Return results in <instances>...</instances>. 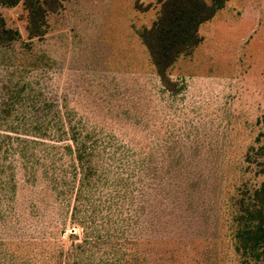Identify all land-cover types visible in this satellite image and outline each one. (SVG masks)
I'll list each match as a JSON object with an SVG mask.
<instances>
[{
    "label": "trees",
    "instance_id": "1",
    "mask_svg": "<svg viewBox=\"0 0 264 264\" xmlns=\"http://www.w3.org/2000/svg\"><path fill=\"white\" fill-rule=\"evenodd\" d=\"M63 1L0 0V6H21L28 40L42 41L49 17L62 10ZM228 1L156 0V19L135 33L162 93L182 92L172 69L202 44L201 26ZM19 41V31L0 14V264H187L186 251L161 248L148 218L154 193L162 190L161 176L170 172L157 162L179 160L184 141L170 136L149 150L132 149L50 94L42 77L53 68L51 57L31 44L16 49ZM260 139L244 154L243 176L222 191L228 251L221 264H264ZM20 178L24 185L42 187L25 212L19 208ZM68 225L82 236L64 235Z\"/></svg>",
    "mask_w": 264,
    "mask_h": 264
},
{
    "label": "rangeland",
    "instance_id": "2",
    "mask_svg": "<svg viewBox=\"0 0 264 264\" xmlns=\"http://www.w3.org/2000/svg\"><path fill=\"white\" fill-rule=\"evenodd\" d=\"M159 7L156 0H64L42 41L28 40L21 6H0V14L20 33L16 49L31 44L51 57L42 81L79 115L136 150L170 136L184 141L179 160L157 162L170 172L154 193L150 234L165 251H186L187 264H221L228 251L222 191L243 176L244 154L258 137L264 145V0H229L201 26L202 44L171 71L184 86L177 97L161 92L135 33L151 26ZM3 82L0 67V95ZM20 184L25 212L42 187ZM71 233L82 236L68 225L64 235Z\"/></svg>",
    "mask_w": 264,
    "mask_h": 264
},
{
    "label": "water",
    "instance_id": "3",
    "mask_svg": "<svg viewBox=\"0 0 264 264\" xmlns=\"http://www.w3.org/2000/svg\"><path fill=\"white\" fill-rule=\"evenodd\" d=\"M69 153H71V151H69Z\"/></svg>",
    "mask_w": 264,
    "mask_h": 264
}]
</instances>
